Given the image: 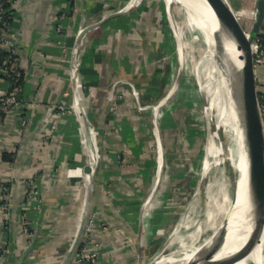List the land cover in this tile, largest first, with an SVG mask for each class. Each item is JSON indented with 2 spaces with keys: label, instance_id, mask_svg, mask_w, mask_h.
Instances as JSON below:
<instances>
[{
  "label": "crops",
  "instance_id": "obj_1",
  "mask_svg": "<svg viewBox=\"0 0 264 264\" xmlns=\"http://www.w3.org/2000/svg\"><path fill=\"white\" fill-rule=\"evenodd\" d=\"M13 9L14 43L27 77L21 106L0 128V193L2 184L11 192L7 211L0 198L4 264H19L32 240L34 248L22 264L63 262L91 190L87 167L96 170L92 212L98 224L108 225L93 234L98 263L145 262L183 207L180 194L186 188L175 191L171 185L186 174L187 163L177 159V149L192 160L203 151L197 125L175 121L177 104L164 114L162 105L157 114L138 109L136 96L143 104L158 102L170 83V73L166 77L160 64L165 32L159 7L144 0H14ZM90 25L79 44L84 26ZM257 84L264 110V63ZM7 88V82L0 84L1 90ZM119 94L113 110L110 103ZM52 104L71 111L59 116L58 129L45 145ZM24 117L29 119L26 130L21 128ZM152 119L161 127L160 139L152 132ZM173 127L174 153L168 148ZM35 175L40 201H29L25 182ZM160 181L167 184L164 189Z\"/></svg>",
  "mask_w": 264,
  "mask_h": 264
},
{
  "label": "bare ground",
  "instance_id": "obj_2",
  "mask_svg": "<svg viewBox=\"0 0 264 264\" xmlns=\"http://www.w3.org/2000/svg\"><path fill=\"white\" fill-rule=\"evenodd\" d=\"M163 2L169 21L175 30L177 59L178 63L185 67V80L188 81L187 79L191 75L198 77L203 72L207 74L202 89L210 96L209 108L215 112V129L223 130L229 136L228 152L231 169L226 174L221 168L216 181L204 185V174L208 173L212 167H218L222 163L219 159L221 149L217 146L216 134L210 127L208 140L204 146L202 174L195 192L196 196L204 195L207 200L203 220L200 224L197 223L196 227L194 223L179 225L175 230L173 240L180 243V250L161 257L157 264H200V256L202 258L204 253L212 250L216 242L220 243L217 240L223 233L226 223H228V234L222 251L217 252L210 259L232 252L231 260L233 261L237 259L239 250L248 242L253 231L255 217L254 177L247 178V175L242 174L245 169L242 148L243 135L240 125L242 113L241 110L239 111L241 108L240 97L243 95V83L240 75L242 74V62L223 37L218 36L215 16L204 0H163ZM216 2L234 24L222 3L219 0ZM176 9L177 17L173 14ZM237 32L242 45L245 46V41L249 37L248 32L239 30ZM177 65L174 63L171 66L168 97L178 87L177 71L179 69ZM166 101L167 98L156 106L155 114H157L159 106L165 104ZM161 151L162 148L160 153ZM159 165L161 166V164ZM233 188L231 201L228 192ZM235 192L237 207L232 211ZM182 228H196L197 230L191 234L184 233L185 235H182L180 233ZM206 231H211L210 236L203 235ZM261 234L262 237L257 248L243 260L234 264H241L240 262L264 264V228H261ZM173 243L170 241L167 247L172 246ZM201 263L207 264V260Z\"/></svg>",
  "mask_w": 264,
  "mask_h": 264
},
{
  "label": "rangeland",
  "instance_id": "obj_3",
  "mask_svg": "<svg viewBox=\"0 0 264 264\" xmlns=\"http://www.w3.org/2000/svg\"><path fill=\"white\" fill-rule=\"evenodd\" d=\"M144 1L147 2L148 6L157 5L160 9L159 11L160 17L158 18L159 24L164 29V32H165V39H164L165 48L163 50V54L160 56L161 58L160 64L162 66L163 71L166 74V77H169L168 75L170 73L171 66L174 63L178 64L177 66L179 70L177 71L178 87L175 89L173 94L170 95L169 97L167 96L169 93V87H168L169 83L168 85L166 84V86L164 87V91L158 102L143 104L140 101V98L138 97L139 95L137 96L139 100V105L146 108L142 110L141 112L153 114L152 108L154 106H157L159 102L165 100L166 98H167L166 103L161 104L162 108H165L163 110V114L165 113V110L167 108H171L173 105L177 104L178 115L176 117L177 120L175 121L181 120L182 123H185L184 125L186 124L187 125L188 124L197 125V128L199 129L198 148L199 150L200 149L203 150L201 157H199L197 160L195 159L192 160L190 156L186 155L185 152H182L180 147L178 149L176 148L177 144H174L173 142L175 141V134H176L175 132L177 130L174 127L170 128V133L168 135L169 136L168 148L170 149V152L172 151L173 153L176 151V149L180 150L179 151L180 154L179 155L176 154L177 159L178 160L180 159L181 162L184 160V162H182L184 164L187 163V167L184 170L186 173L185 178L180 180L181 183H175V181L172 182L171 183L172 189L175 191H178V190L186 188V190H185V194L184 193L180 194L181 200L179 202L183 206L181 211L179 212L176 220H174V222H171V224H168L166 226L164 230V234H162L165 237L164 240L162 242L157 241L158 244L160 245L158 248H155L153 252L154 254L145 258V262H141L142 264H157L159 260H161V257H166L168 255H171L173 252L178 251V249L180 250L181 248L180 243L175 242L173 240L175 230L179 225H186V224L188 225V224L194 223L196 227V224L197 223L200 224L203 220L202 217H203V213H204V210L207 204V200L204 195L196 196L195 192L199 186V179L202 174L201 167H202L204 146L208 140L210 127H212V129L214 130L216 134V143H217V146L221 149L219 159L221 160L222 163L220 162L221 164L218 167L217 166L212 167L210 170H208V173L204 174V179H203L204 185L210 182L216 181L218 177V171L221 168L227 174V171L231 169V160L229 159V152H228L229 136L223 130L215 129V112L209 108L210 96L204 89H202L203 84L206 82L205 81L207 77L206 72H203L198 77L191 75L187 79L188 81L185 80V74H186L185 67L181 66L178 63V59H177V52H176V46H175L176 44L175 30H174L173 25L169 21V18L167 16L166 6L163 0H144ZM226 1L231 6L233 12L235 13L237 20H239L238 22L240 23V25L244 28L246 32H249L254 23V19H255V0H226ZM177 13L178 12L176 9L173 12L175 17H177ZM153 119H152V130H153L152 132L156 134L154 136H157L158 139H160L161 138L160 136L161 127L159 129V127L157 128L156 126H153V123H154ZM156 131H158L159 135L156 133ZM124 161L125 160L122 159L120 162L122 166L125 164ZM195 161H197L198 163ZM36 178H37V175H36ZM160 183H161L160 188L162 189H164L167 186V184H165L164 181L162 182L160 181ZM163 183L164 185H166L165 187L163 186ZM232 191H234V188L228 192L230 195L231 201L233 198ZM194 203L196 204L194 205ZM191 207L192 209L194 207V209L192 210ZM195 230L197 229L196 228H190V229L182 228L180 233L182 235L191 234ZM210 234H211V231H206L203 235L207 237V236H210ZM170 241L174 243L172 244V246L170 245L169 247H167ZM261 252L263 253V251ZM240 263L248 264V262H245V263L240 262Z\"/></svg>",
  "mask_w": 264,
  "mask_h": 264
},
{
  "label": "water",
  "instance_id": "obj_4",
  "mask_svg": "<svg viewBox=\"0 0 264 264\" xmlns=\"http://www.w3.org/2000/svg\"><path fill=\"white\" fill-rule=\"evenodd\" d=\"M204 1L210 7L215 16L218 36L223 37L226 43L233 48L234 52L237 53L236 55L238 59L242 62V74L240 75L241 82L243 83V95L240 97L241 108H239V111L241 110L242 113L240 125L243 135L242 148L245 165V169L242 174L247 175V178H250L251 176L254 177L253 206L255 210V217L251 236L249 237L246 245H244L243 248H241L237 253V259H234L233 261L231 260L232 252H227L221 256H215V258L213 257V259H210L217 252L220 253V251H222L228 234V223H226L223 233L218 237L217 240L220 243L218 244V242H216V245H214L212 250L204 253L202 258L200 256L199 263L202 264V261L207 260V264H234L243 260L257 248L262 237L261 228H264V221L262 222L264 217V120L258 94L257 72L255 68V57L253 52L254 45L260 36L264 25V0H255V19L250 31L248 32L249 37L245 41V46L242 45L237 32L238 30L242 32L245 30L238 22L235 13L227 1L219 0L220 3H222V5L225 7L226 11L229 12L232 18L231 20L234 24L231 23L230 19L220 8L216 0ZM92 28L93 25L84 26L79 37V44L85 34ZM72 75L74 79L73 81L76 83V66L73 67ZM86 171L92 176L91 190L86 196L85 208L81 222L78 226L76 237L71 244L67 256L61 264H72L79 254L93 214L91 204L92 193L94 189L93 185L96 178V170H94L92 167H87ZM236 207L237 194L235 192L232 211H234ZM34 243L35 240H32L31 244L24 252L19 264L23 263L27 254H29L34 248Z\"/></svg>",
  "mask_w": 264,
  "mask_h": 264
},
{
  "label": "built area",
  "instance_id": "obj_5",
  "mask_svg": "<svg viewBox=\"0 0 264 264\" xmlns=\"http://www.w3.org/2000/svg\"><path fill=\"white\" fill-rule=\"evenodd\" d=\"M14 0H0V84L2 82L8 83L7 90L0 89V128L5 120V117L11 113L15 108L21 106L22 103V92L24 89V84L26 82L27 70L23 66L22 57L18 52L15 45L16 32L14 30ZM58 30L61 31L62 27L59 26ZM255 57V68L256 72L261 64L264 63V25L260 36L258 37L254 48ZM137 97V96H136ZM122 98V95L115 96L110 105L111 109L115 110L118 100ZM138 109L140 111L146 109L139 105V100L137 98ZM37 102H32L31 105H36ZM53 115L49 121L50 132L43 138L44 144H49L53 138L54 131L58 129L59 116L70 112L71 109L66 108L62 104H52ZM156 106L152 108V113H154ZM263 120H264V110H262ZM29 125V119L24 117L21 120L22 130H26ZM36 175L26 180V196L27 199L39 200L40 201V191L36 186ZM11 192L8 185H1L0 198L2 202V209L4 211L8 210L9 200ZM101 229L106 231L108 225L106 223H97L96 215L92 214L89 228L84 239L81 250L72 264H99V249L97 243L93 238V234L96 230ZM26 234L32 237L31 232L28 227L24 228ZM0 264H4V257L6 254L5 249H0Z\"/></svg>",
  "mask_w": 264,
  "mask_h": 264
}]
</instances>
